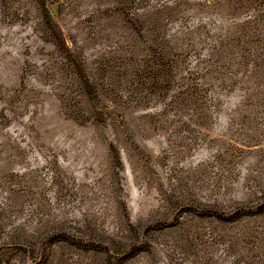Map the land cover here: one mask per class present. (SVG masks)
Returning <instances> with one entry per match:
<instances>
[{
  "label": "rangeland",
  "instance_id": "rangeland-1",
  "mask_svg": "<svg viewBox=\"0 0 264 264\" xmlns=\"http://www.w3.org/2000/svg\"><path fill=\"white\" fill-rule=\"evenodd\" d=\"M0 264H264V0H0Z\"/></svg>",
  "mask_w": 264,
  "mask_h": 264
}]
</instances>
